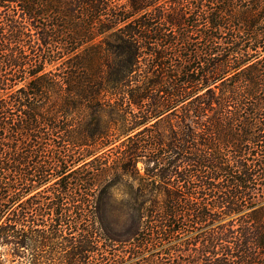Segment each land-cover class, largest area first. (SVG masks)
I'll return each instance as SVG.
<instances>
[{"label":"trees","instance_id":"obj_1","mask_svg":"<svg viewBox=\"0 0 264 264\" xmlns=\"http://www.w3.org/2000/svg\"><path fill=\"white\" fill-rule=\"evenodd\" d=\"M0 264H264V0H0Z\"/></svg>","mask_w":264,"mask_h":264}]
</instances>
